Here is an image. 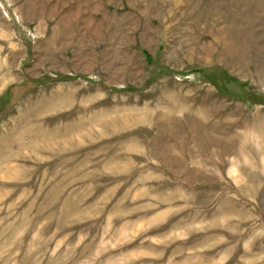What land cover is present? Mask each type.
Instances as JSON below:
<instances>
[{"label": "rangeland", "instance_id": "374dc122", "mask_svg": "<svg viewBox=\"0 0 264 264\" xmlns=\"http://www.w3.org/2000/svg\"><path fill=\"white\" fill-rule=\"evenodd\" d=\"M0 264H264V0H0Z\"/></svg>", "mask_w": 264, "mask_h": 264}]
</instances>
